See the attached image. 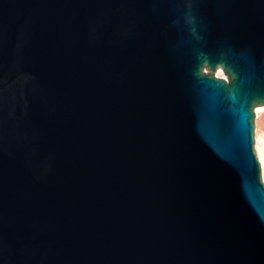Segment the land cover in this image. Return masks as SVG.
<instances>
[{
	"label": "water",
	"instance_id": "water-1",
	"mask_svg": "<svg viewBox=\"0 0 264 264\" xmlns=\"http://www.w3.org/2000/svg\"><path fill=\"white\" fill-rule=\"evenodd\" d=\"M258 107L264 0H0V264H264Z\"/></svg>",
	"mask_w": 264,
	"mask_h": 264
},
{
	"label": "rangeland",
	"instance_id": "rangeland-1",
	"mask_svg": "<svg viewBox=\"0 0 264 264\" xmlns=\"http://www.w3.org/2000/svg\"><path fill=\"white\" fill-rule=\"evenodd\" d=\"M214 76L217 78H224L220 70H217L214 73ZM260 109H264V107L255 108L253 111L254 112L253 150H254L257 160H258V156H261L262 158H264V111H261ZM259 164H260V170H261V180L264 186V162L263 164L261 163Z\"/></svg>",
	"mask_w": 264,
	"mask_h": 264
},
{
	"label": "snow or ice",
	"instance_id": "snow-or-ice-1",
	"mask_svg": "<svg viewBox=\"0 0 264 264\" xmlns=\"http://www.w3.org/2000/svg\"><path fill=\"white\" fill-rule=\"evenodd\" d=\"M219 86H221V85H219ZM255 99H257V100H259L260 99V97H255ZM250 105V100L249 99H245L244 100V102H243V105H242V107H241V110L244 112V109L245 108H247L248 106ZM261 111H264V109H260ZM246 116H247V114H246ZM247 118L249 119V117L247 116ZM247 119V120H248ZM250 128H249V126H248V124H247V147L249 148L250 147Z\"/></svg>",
	"mask_w": 264,
	"mask_h": 264
},
{
	"label": "bare ground",
	"instance_id": "bare-ground-1",
	"mask_svg": "<svg viewBox=\"0 0 264 264\" xmlns=\"http://www.w3.org/2000/svg\"><path fill=\"white\" fill-rule=\"evenodd\" d=\"M258 161H259V163L263 164L264 158H262L261 156H258Z\"/></svg>",
	"mask_w": 264,
	"mask_h": 264
}]
</instances>
